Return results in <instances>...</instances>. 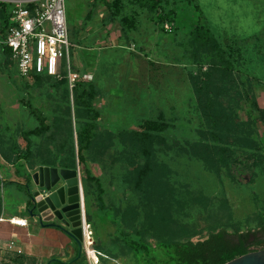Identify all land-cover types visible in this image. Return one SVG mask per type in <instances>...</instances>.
Segmentation results:
<instances>
[{"label": "rangeland", "instance_id": "obj_1", "mask_svg": "<svg viewBox=\"0 0 264 264\" xmlns=\"http://www.w3.org/2000/svg\"><path fill=\"white\" fill-rule=\"evenodd\" d=\"M92 1L66 0L68 25L77 27L75 31L80 33L92 28L106 31L108 24H115L124 47H135L133 52L102 48L105 39L89 38L88 33L87 38H81V47L70 51L73 70L88 72L92 64L98 72L94 85L100 93L92 106L101 117L92 147L85 153L86 167L101 180L104 200L111 209L106 216L99 213L97 192L92 186L87 206L96 249L120 264H143L120 241H129L121 230L130 237L141 236L152 249L160 239L199 242L223 229L251 232V242H264V0H196L204 23L231 56L236 81L233 96L239 91L246 99L238 111L240 118L247 121V113L252 110L253 118L260 120L252 126L258 146L233 156L231 176L226 169L220 175L208 171L186 153V143L200 142L201 133L208 131L191 75L199 76L213 62L210 55H195L190 35L197 20L193 5L189 0H164L174 15L159 26L147 10L134 0L127 1L125 13H138L139 22L136 30L125 34L119 21L106 23V18H94L95 14L108 15V10L101 2L94 8ZM98 34L101 36V32ZM6 63L8 69L15 70L0 68V145L9 157L24 161L12 178H25L29 170L38 168L37 164L72 162L80 169L83 182L86 175L79 164L77 142L83 125L75 117L76 92L66 78H44L41 83L33 80L21 85L16 66ZM29 102L45 119L47 130L40 137L27 139L24 131L40 125L28 113ZM148 121L169 125L161 135L166 143L159 140L155 150L158 163L167 169L160 179L164 187L161 184L158 193L154 192L158 185L152 187L153 192L146 184L142 190L135 188L134 170L145 165L146 159L120 137L139 131ZM0 154V165H5L1 149ZM0 184V215L2 206L6 216L25 211L27 198L20 192L27 188L18 187L4 175ZM112 208L123 218L121 230ZM231 239L234 244L239 242L237 236ZM113 252L120 256H111ZM102 264L114 263L103 260Z\"/></svg>", "mask_w": 264, "mask_h": 264}, {"label": "trees", "instance_id": "obj_2", "mask_svg": "<svg viewBox=\"0 0 264 264\" xmlns=\"http://www.w3.org/2000/svg\"><path fill=\"white\" fill-rule=\"evenodd\" d=\"M132 0H113L106 2V0H96L94 8L99 2L103 3L107 8L106 23L120 22L122 31L125 34L131 33L138 27L139 14L125 13L126 2ZM142 9L147 10L152 15V20L159 26L163 25L169 20H172L174 15L173 10H167L169 2L164 0H134ZM193 5L195 14L197 16L196 26L190 31L192 43L196 47L195 55H210L213 59L211 68L195 77L191 75L194 92L196 95L198 108L202 117L205 119L208 131L202 132V140L200 142H187L186 153L192 158L201 162L205 169L217 175H220L222 169H226L231 176V169L233 166L234 155L238 151H246L258 146L254 140L255 129L252 127L257 125L260 120L253 118L252 110L247 113V121L241 119L238 111L241 103L246 100L242 93L237 92L234 97L236 81L233 79V64L231 56L227 54L226 50L218 42L216 36L211 31L210 27L203 21V13L196 0H189ZM92 8L90 15L93 13ZM2 18H6L3 14L7 7H1ZM89 15V16H90ZM199 56V57H200ZM44 78L53 79L48 76H37L35 81L42 82ZM234 84V85H233ZM76 92V110L75 117L77 122L83 125L77 134L78 142V160L79 164L84 168L86 178L83 180L86 216L89 220L88 211V197L95 186L97 192V200L99 203L98 211L103 216L108 215V208L104 200L105 190L101 180L92 175L86 167V155L93 144V138L96 136L98 129V120L101 115L100 112L92 106L93 100L98 96L94 84L89 82L79 81L76 83L74 90ZM68 94L65 95V98ZM238 97V98H237ZM253 106L256 107L253 101ZM27 108L32 116H34L40 123L39 127L34 130L24 132V136L28 139L32 136L40 137L46 130L45 119L29 102ZM85 122L86 124H82ZM169 125L162 121H148L145 122L139 131L125 132L120 137L125 141L131 143V147L140 153L146 159L145 165L138 168L133 167L134 170V185L138 190H142L145 184L151 187L155 185L157 189L154 192H160L164 187L163 181L167 174V169L164 165H160L156 159V145L158 141L166 143V140L161 137L167 132ZM212 142V143H211ZM184 149V148H183ZM72 162H65L62 167L69 169H77ZM42 165L57 166V164L48 162ZM27 182L24 187L31 183V176H27ZM161 184L163 185L161 187ZM3 186V183H2ZM0 184V191H1ZM27 208L32 207L31 195L26 190ZM26 211L28 213V209ZM113 209V208H112ZM115 216L118 212L113 209ZM120 230L123 223V218L119 217ZM89 222V221H88ZM60 228V227H58ZM129 241H122L129 250L134 253L138 261L143 264H226L238 257L255 252L264 248V242H257V240L250 241L253 234L248 232L243 234L239 231L229 232L226 229L210 234L205 241L193 242L177 241L171 239H160L156 245V249H152L150 245L141 237L133 236L123 233ZM239 237V242L234 244L232 237ZM137 238V240H134ZM261 246L258 249H253V246ZM82 246V245H80ZM114 254V255H113ZM110 255H119L117 252L110 253ZM73 261L69 264H76ZM59 264H65L60 262Z\"/></svg>", "mask_w": 264, "mask_h": 264}, {"label": "built area", "instance_id": "obj_3", "mask_svg": "<svg viewBox=\"0 0 264 264\" xmlns=\"http://www.w3.org/2000/svg\"><path fill=\"white\" fill-rule=\"evenodd\" d=\"M0 5L7 7L3 12L6 18H2L0 9V59L16 66L23 80L32 82L37 76L59 81L66 78L71 90L79 81L93 80L92 75H81L72 68L70 51L74 44L68 25L66 0H0ZM82 214V246L87 263L102 264L103 260H111L120 264L97 250L93 237L89 240L93 231L87 221L84 204ZM4 222L21 228L28 226L26 219L1 217L0 224ZM0 251L22 253L14 241L0 243Z\"/></svg>", "mask_w": 264, "mask_h": 264}, {"label": "crops", "instance_id": "obj_4", "mask_svg": "<svg viewBox=\"0 0 264 264\" xmlns=\"http://www.w3.org/2000/svg\"><path fill=\"white\" fill-rule=\"evenodd\" d=\"M93 2L96 3V0L92 1L91 3L92 6L95 5L93 4ZM100 8L103 9V6ZM90 12L88 13L89 15ZM96 16L101 17L100 18L101 21H105L104 19L107 18V15H104L103 17L100 16V14L99 15L95 14V16L93 17L96 18ZM82 21H83L82 18L81 20L78 19L79 24L82 23ZM69 28L71 32V37L73 38L72 42L74 44V48H80L81 38H87L86 35H88L89 33L88 35L89 38L105 39L103 44L100 46L102 48L118 47L122 50L124 49L132 52L135 51V47H133V49L130 47H124L122 43V39L120 38L121 36H119L117 30H115V24H111V25L108 24L105 27L106 31H101L99 28L98 29L92 28L89 32L85 30L78 33L75 31L77 27L74 28L69 26ZM99 32H101V36L98 34ZM117 44L120 46H117ZM0 68L7 72H13V70H15V69L12 70L8 69L6 60L3 58L0 59ZM93 68H94L93 65L89 64L88 72L82 73L80 70H78V68H74V71L81 75L83 74L92 75L93 80L89 83L94 84L97 78L96 73L98 72L95 73V70ZM17 77L19 79L20 77L19 73H17ZM21 80H22L21 85H23L24 84L23 82H25V80L23 79ZM97 91L100 93V90L97 89ZM28 113L29 115H31L29 111ZM0 149L3 153V156L5 157L4 158L5 165H0L1 166L0 177L4 175L5 177H7V180L11 181L12 183L15 182V184H17L18 187L24 186L27 182L26 177L28 175L32 176L35 173V171H37L40 167H51V168H61V169L65 168L59 164H57V166L37 164L36 167L38 168H36V170L34 171L29 170L28 175L25 176V178L16 180L15 178H12V176L14 175L16 177L17 167L22 165L24 161L22 159H16V158L14 159L9 157V155L3 152V145L2 146L0 145ZM65 169H69V168H65ZM20 193H23L24 196L27 198V196L25 195L24 191H22V189ZM26 208L27 205L25 206V211L17 212V213L15 212V214H9V216H6L4 206H2L3 210H2V214L0 215V218L3 217L5 219H11V218L26 219L28 220V226L26 228H21L18 226L11 225L9 222H4L0 224V243L5 244L6 242L14 241L17 244V248L22 251L21 254L0 251L1 264H59L60 262L69 264L73 261H77L76 264H88L82 246H79V244L69 235L65 227L58 228L59 226H61V224H59L58 222L53 224L56 226H52L48 224L42 225L38 220L32 219L28 215ZM18 213L23 215H20Z\"/></svg>", "mask_w": 264, "mask_h": 264}, {"label": "water", "instance_id": "obj_5", "mask_svg": "<svg viewBox=\"0 0 264 264\" xmlns=\"http://www.w3.org/2000/svg\"><path fill=\"white\" fill-rule=\"evenodd\" d=\"M32 207L28 215L42 225L56 222L65 227L80 245L83 242L82 206L84 188L79 169L40 167L27 186ZM226 264H264V248L238 257Z\"/></svg>", "mask_w": 264, "mask_h": 264}, {"label": "bare ground", "instance_id": "obj_6", "mask_svg": "<svg viewBox=\"0 0 264 264\" xmlns=\"http://www.w3.org/2000/svg\"><path fill=\"white\" fill-rule=\"evenodd\" d=\"M93 233V232H92ZM92 237L94 238V233L93 234H91V236L89 237V240H91L92 239Z\"/></svg>", "mask_w": 264, "mask_h": 264}]
</instances>
